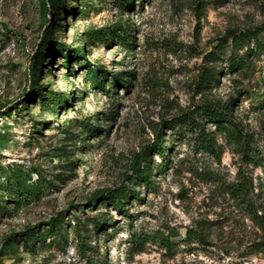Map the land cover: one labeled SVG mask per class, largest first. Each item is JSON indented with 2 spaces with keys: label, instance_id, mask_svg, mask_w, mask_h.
Listing matches in <instances>:
<instances>
[{
  "label": "rangeland",
  "instance_id": "obj_1",
  "mask_svg": "<svg viewBox=\"0 0 264 264\" xmlns=\"http://www.w3.org/2000/svg\"><path fill=\"white\" fill-rule=\"evenodd\" d=\"M65 1L58 19L42 0H0V166H16L44 183L40 196L22 205L0 191V264H264V256L243 255L228 226L213 245L185 241L187 228L200 220L232 222L217 178L233 179L242 159L222 134L219 161L196 132L177 140L179 126L163 124L186 113L202 120L200 107L213 102L233 107L244 130L264 141V32L252 49L233 52L247 62L243 69L233 71L229 61V36L264 24V0H134L131 7ZM115 25L133 45L113 36ZM47 27L52 47L37 58ZM99 29L106 36L89 45L86 32ZM59 44L64 54L85 49V60L71 54L70 80ZM212 58L221 74L204 85ZM35 62L43 65L37 83ZM94 66L104 69L102 87L87 77ZM116 76L130 81L129 88L115 85ZM38 85L66 94L62 107L54 109L55 98L42 104ZM161 127L170 161L166 173L154 172L155 186L130 183L128 213L92 203L100 192L129 184L132 166ZM163 161L154 155V166ZM251 169L256 179L264 176L262 167ZM59 214L65 218L60 234L36 245L26 241L31 229L46 230ZM158 231L172 238L171 249L152 239Z\"/></svg>",
  "mask_w": 264,
  "mask_h": 264
},
{
  "label": "trees",
  "instance_id": "obj_2",
  "mask_svg": "<svg viewBox=\"0 0 264 264\" xmlns=\"http://www.w3.org/2000/svg\"><path fill=\"white\" fill-rule=\"evenodd\" d=\"M118 4L122 7H131L134 4V0H117ZM141 1V0H139ZM65 0H42L43 7L49 11L50 15L58 16L61 18L62 9L65 7ZM59 11V12H58ZM110 32L117 39H121L127 44L133 45V41H129V35L121 25H115L110 28ZM264 32V24L253 29L241 31L240 33L234 31L229 36L232 38L231 52L232 56L229 58L230 67L233 71L243 69L247 62L243 59H236L233 57V52L236 49H252L253 43H260V35ZM89 39V45H91L96 39H103L107 34V29L91 30L86 32ZM52 31L50 27H47L44 32V36L41 41V50L39 57H46L49 52L46 48L51 46ZM227 37L223 39L222 46L220 49L224 53L230 49L228 45ZM61 46L60 51L67 58V79H71L73 73L72 70V56L74 53L78 60H85V49L79 47L64 54L66 46ZM218 57V55L216 56ZM215 61L213 67H206L201 76V82L206 85L212 83L214 80H218L217 58H212ZM216 59V60H215ZM85 66H89V63L85 61ZM34 76L37 83V73L43 71V65H39L37 62L34 64ZM104 73L103 68L92 67L87 72V77L93 81L98 87L104 86V82L100 80V75ZM133 75V74H132ZM115 85H124L129 88L130 81L123 82V80L116 76L114 77ZM46 86H37L36 94L39 96L42 104L46 101L54 99L52 105L54 109L62 107L64 99L67 97L66 94L57 93L53 89H45ZM202 120L197 119L195 116L188 113L184 115H178L174 119L163 122L164 125L170 126L173 129L179 126L177 137L179 140L181 137L186 135V132H196L199 141L204 148L214 153V155L221 161V150L218 145V136L220 134L234 145V149L242 159V164L239 166L236 176L233 179L217 178L219 185V192L223 195L231 204L232 222L225 224L219 219L216 221H199L195 226L187 228L185 241L188 243H199L200 245H213L215 234L219 233L220 229L223 230L227 226L230 230L228 234L233 238L240 239L241 246L245 247L243 255L245 257L253 256H264V176L255 178L251 167L258 168L262 167L264 170V141L255 138L254 134L247 132L235 119L234 108L231 106H221L219 104L209 102L201 107ZM206 122L213 123L216 127L215 131L208 132ZM164 131L161 127L157 133L158 140L147 146L143 153L139 156L137 161L132 166L134 173L133 177H128L129 184L123 183L121 186L108 189L100 192L91 199L94 203L96 200L102 203H107L117 208L120 211L125 210L127 204L130 202L131 195L135 193L130 183H137V185H147L148 187H154L155 174L157 171L161 174L166 173L169 159L167 147L164 146L165 138ZM158 154L163 157L164 161L162 164L154 166L153 158L154 155ZM2 176L0 178V191H6L8 197L14 199V202L18 205L27 203L33 198L39 197L43 189V181H33V173H28L23 169H20L13 165L6 167L0 166ZM59 214L53 218L49 227L44 231H34L31 229L27 233L26 241L28 243L36 245L39 243H45L49 238H52L62 232V225L65 218ZM101 221L96 222L98 228L101 227ZM23 235V233L19 234ZM173 236V235H172ZM155 242L159 243L162 247L171 249L173 246V240L163 231H158L152 238Z\"/></svg>",
  "mask_w": 264,
  "mask_h": 264
}]
</instances>
